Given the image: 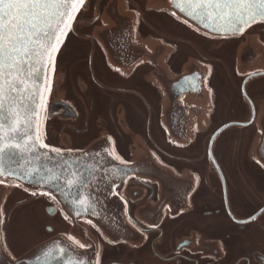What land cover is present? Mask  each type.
Segmentation results:
<instances>
[{
  "label": "flooded vegetation",
  "instance_id": "flooded-vegetation-1",
  "mask_svg": "<svg viewBox=\"0 0 264 264\" xmlns=\"http://www.w3.org/2000/svg\"><path fill=\"white\" fill-rule=\"evenodd\" d=\"M114 1L148 41L136 64H112L103 45L104 14ZM159 12L140 0H89L78 8L54 55L42 136L62 151L110 145L116 167L113 181L98 186L106 201L97 207V223L79 217L74 224L43 194L47 223L28 250L62 234L65 249L94 264H264V169L244 147L263 112L264 22L251 25L243 45L228 53V42L218 45ZM199 71L204 108H194L187 94L180 100L186 109L168 113L167 80ZM59 93L74 114L65 108L49 114ZM214 93L209 118L204 102ZM170 124L195 135L172 139ZM34 193L31 199H41ZM21 197L15 205H27Z\"/></svg>",
  "mask_w": 264,
  "mask_h": 264
},
{
  "label": "water",
  "instance_id": "water-1",
  "mask_svg": "<svg viewBox=\"0 0 264 264\" xmlns=\"http://www.w3.org/2000/svg\"><path fill=\"white\" fill-rule=\"evenodd\" d=\"M140 1L148 9L157 12L164 11L168 15L179 18L193 29L214 36L215 39H218L216 42L218 45L228 42L240 48L243 43H239V41L246 37L247 29L253 24L264 22V17L259 16L254 21L243 25L234 19L231 21L227 19L210 20L206 16L193 14V9L187 0ZM83 2L87 3L89 0H83ZM80 6L81 4L78 3L77 8L69 10L68 17L60 26V31L57 32L58 39L53 44L55 51H50L42 61L35 62L34 68L30 71L36 69L39 71L31 80L25 82L26 87L35 93L27 101L29 123L21 133V136L26 134V139L8 140L9 129L6 117L9 111H15V109L7 107V99L4 100L5 107L0 108V123L5 124L3 141L5 151L0 153V264H94L93 257L87 256L86 259L79 261L72 252L65 249L64 246L69 244L62 234L55 237L54 240L45 241L16 256L5 246L2 230L5 203L15 184L32 192L52 196L61 210L69 214L73 218L74 224H77L79 217H86L95 223L98 222L95 218L97 214L99 215L97 207L102 201H106L103 197L98 196V186L113 181L110 177L114 172L116 162L113 161L110 145L94 143L82 152L62 151L52 145H46L42 136L43 116L50 90L54 55ZM104 22L108 26L102 29L101 37L112 64L132 65L143 58L144 49L149 44L148 41L144 42L146 38L137 34L138 27L130 12L122 10L114 1L109 4L104 14ZM153 45L155 44L150 43V46ZM167 81L164 86L168 95V113L186 109L181 106L180 100L187 94L193 95L194 108L199 110L204 108L201 104L204 100V89L203 76L200 71L192 76L185 75L180 79ZM60 96L63 97L60 93L55 95L54 99L56 100L51 101L49 110L51 116L56 112H61L62 108L67 110L66 114L73 113L72 107L59 100ZM204 103L208 104L209 118H212L217 103L216 94L214 93V97L211 96L210 100H206ZM260 105L263 112L256 124V132L251 145H256L253 146V150L258 154L256 157L262 160L261 166L264 169V102H261ZM174 118L176 120L178 117L175 114L170 115L171 121ZM182 118L187 117L182 116ZM198 118L200 119V116ZM19 123L20 120H17L14 122V126ZM168 127L169 136L172 139H178L179 142L195 135L191 130H187V127L177 128L175 124H170ZM203 130L200 129V131ZM10 144L11 147H9ZM16 145L19 146L16 147ZM259 151L262 152L261 155ZM52 207L48 211L55 215L56 208ZM48 230H52L51 225L48 226ZM87 237L90 238L89 234Z\"/></svg>",
  "mask_w": 264,
  "mask_h": 264
},
{
  "label": "snow or ice",
  "instance_id": "snow-or-ice-1",
  "mask_svg": "<svg viewBox=\"0 0 264 264\" xmlns=\"http://www.w3.org/2000/svg\"><path fill=\"white\" fill-rule=\"evenodd\" d=\"M193 14L210 20L227 19L243 24L264 17V0H187ZM83 0H0V108L15 109L6 117L8 140L21 136L29 123L27 101L35 93L25 82L35 76V62L42 61L53 47L60 26L70 9ZM20 120L18 125L14 122ZM4 123H0V153L5 151ZM12 145L10 144L9 147ZM19 145H16L18 147ZM46 147V146H45ZM74 179V177H73ZM83 247V245H81Z\"/></svg>",
  "mask_w": 264,
  "mask_h": 264
},
{
  "label": "rangeland",
  "instance_id": "rangeland-1",
  "mask_svg": "<svg viewBox=\"0 0 264 264\" xmlns=\"http://www.w3.org/2000/svg\"><path fill=\"white\" fill-rule=\"evenodd\" d=\"M226 46L228 48V53L233 51V48L235 47L233 43H227ZM263 102L264 100H262V103ZM255 132L256 126L249 130L244 142L248 158H256L257 156L256 151L253 150L256 145H251ZM39 194L40 196L42 195L41 199H31V196H33L32 191L15 184L12 192L8 195L7 202L5 203L2 222L3 240L7 249L16 256L27 251L38 239H41L39 233H42L44 226L47 223L43 211V205L47 204V200L42 199L45 198L43 193H34V195ZM23 195L29 199L27 205H15L14 201L19 200Z\"/></svg>",
  "mask_w": 264,
  "mask_h": 264
}]
</instances>
